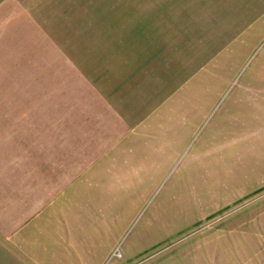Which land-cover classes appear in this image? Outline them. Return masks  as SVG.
<instances>
[{"label": "rangeland", "instance_id": "1", "mask_svg": "<svg viewBox=\"0 0 264 264\" xmlns=\"http://www.w3.org/2000/svg\"><path fill=\"white\" fill-rule=\"evenodd\" d=\"M176 22L192 26L193 49L186 40L183 49L184 71L191 59L194 71L161 102L151 142L134 150L142 157L129 160L133 179L120 187L135 195L121 198L131 209L120 208L128 220L105 264H198L208 249L214 264H256L264 251V0H0V160L16 156L11 98L25 109L22 82L58 68L54 51L66 46L74 56L87 44L101 56L113 44H151L160 25Z\"/></svg>", "mask_w": 264, "mask_h": 264}, {"label": "crops", "instance_id": "2", "mask_svg": "<svg viewBox=\"0 0 264 264\" xmlns=\"http://www.w3.org/2000/svg\"><path fill=\"white\" fill-rule=\"evenodd\" d=\"M173 24L160 25L151 44H113L101 56L97 46L79 44L74 56L64 46L54 51L58 68L45 66L22 82L29 86L26 107L18 108L15 96L9 114L15 160H0V264L110 260L128 220V214L120 220V208L131 209L121 198L135 195L129 185L120 187L133 179L129 160L142 157L134 150L151 142L161 102L194 71L193 59L184 71L183 49L185 40L193 49L192 26ZM33 65L19 61L17 68ZM214 259L209 249L197 254L198 264ZM256 264H264V251Z\"/></svg>", "mask_w": 264, "mask_h": 264}, {"label": "built area", "instance_id": "3", "mask_svg": "<svg viewBox=\"0 0 264 264\" xmlns=\"http://www.w3.org/2000/svg\"><path fill=\"white\" fill-rule=\"evenodd\" d=\"M117 253H118V251L116 250V252H115V255H114V256H116V255H117Z\"/></svg>", "mask_w": 264, "mask_h": 264}]
</instances>
